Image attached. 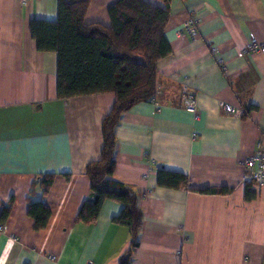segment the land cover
I'll return each mask as SVG.
<instances>
[{
	"label": "crops",
	"instance_id": "crops-1",
	"mask_svg": "<svg viewBox=\"0 0 264 264\" xmlns=\"http://www.w3.org/2000/svg\"><path fill=\"white\" fill-rule=\"evenodd\" d=\"M85 1L84 22L110 27L118 0ZM146 1L169 12L171 52L156 63L155 96L125 111L115 131L110 179L138 192L142 209L130 264H264V185L244 181V162L264 150V53L250 50L264 42V0ZM57 6L0 0V211L11 203L0 264H120L129 230L113 218L122 204L105 201L92 224L76 220L115 96L57 97V53L39 51L29 31L32 20H55ZM190 17L194 37L180 30ZM191 92L197 119L184 107ZM222 103L247 111L229 115ZM159 169L186 175L188 185H159ZM45 174L54 177L43 196L36 180ZM40 199L50 215L35 229L28 208Z\"/></svg>",
	"mask_w": 264,
	"mask_h": 264
},
{
	"label": "trees",
	"instance_id": "trees-1",
	"mask_svg": "<svg viewBox=\"0 0 264 264\" xmlns=\"http://www.w3.org/2000/svg\"><path fill=\"white\" fill-rule=\"evenodd\" d=\"M86 9L85 0H58L57 18L32 20L29 31L39 51L57 53L58 98L102 93L115 96L112 108L102 120L100 158L86 166L90 193L76 220L92 224L105 201L122 204L121 212L113 221L129 230V246L121 256L120 264H130L132 253L139 245L142 209L138 192L110 179L115 166V131L125 111L138 102L150 101L156 94V63L171 52L164 36L169 12L146 0H118L108 10L111 26L105 27L86 24ZM53 177V174H45L36 180L43 196ZM157 182L170 188L186 187L188 177L159 169ZM201 192L226 194L228 190ZM254 197L255 192L247 188L245 198ZM10 210L11 203L2 207L0 225L6 221ZM28 215L34 219L35 229H41L45 227L50 211L40 199L29 202Z\"/></svg>",
	"mask_w": 264,
	"mask_h": 264
},
{
	"label": "built area",
	"instance_id": "built-area-1",
	"mask_svg": "<svg viewBox=\"0 0 264 264\" xmlns=\"http://www.w3.org/2000/svg\"><path fill=\"white\" fill-rule=\"evenodd\" d=\"M182 32H186L192 37L197 34V20L193 17H190L188 21H186L182 28L180 29ZM250 50L262 52L264 53V42H254L250 45ZM215 48H211L210 52L213 54L215 52ZM216 63L220 68H224V64L221 60H216ZM184 107L185 109L194 115V118H198L197 113V100L196 95L194 93H188L184 98ZM221 109L224 113L229 115H237L240 116L246 112V109L242 106H234L228 103H222ZM245 167V175L244 181L256 185L262 186L264 185V150L257 149L255 150L244 162ZM2 226H0L1 228ZM53 258V257H52ZM85 264H94L92 261H88Z\"/></svg>",
	"mask_w": 264,
	"mask_h": 264
}]
</instances>
